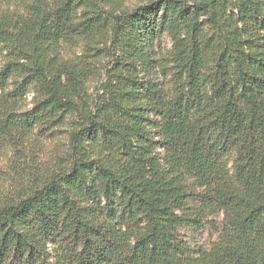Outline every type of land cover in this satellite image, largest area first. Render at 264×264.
Returning a JSON list of instances; mask_svg holds the SVG:
<instances>
[{"label": "trees", "instance_id": "trees-1", "mask_svg": "<svg viewBox=\"0 0 264 264\" xmlns=\"http://www.w3.org/2000/svg\"><path fill=\"white\" fill-rule=\"evenodd\" d=\"M123 1L0 0V156L69 142L0 264H264V0Z\"/></svg>", "mask_w": 264, "mask_h": 264}, {"label": "rangeland", "instance_id": "rangeland-1", "mask_svg": "<svg viewBox=\"0 0 264 264\" xmlns=\"http://www.w3.org/2000/svg\"><path fill=\"white\" fill-rule=\"evenodd\" d=\"M146 1L148 0H124L123 3L124 6L131 8ZM0 7L6 9L4 3H0ZM162 45L166 54L169 55L172 49L171 39L164 37ZM83 48L84 45L82 43H76L68 47L67 51L80 53ZM5 61V52L0 50V68ZM160 81H164L168 86L171 85L169 78L161 77ZM33 96V92L28 95L24 109L32 107ZM39 137V141L35 142L36 144L30 148L31 150L27 149L26 155L21 156V161H14L19 159L18 156L15 157L12 150L4 152L0 156V198L5 199L23 193L30 182L45 179L59 164L66 161L65 157L69 143L67 128H61V130L49 136L41 135ZM231 164L232 161L230 162ZM187 233L192 246L207 244L210 238L207 232L196 234L188 231Z\"/></svg>", "mask_w": 264, "mask_h": 264}]
</instances>
